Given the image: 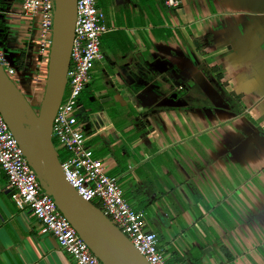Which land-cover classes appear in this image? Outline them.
Wrapping results in <instances>:
<instances>
[{
	"label": "crops",
	"instance_id": "crops-1",
	"mask_svg": "<svg viewBox=\"0 0 264 264\" xmlns=\"http://www.w3.org/2000/svg\"><path fill=\"white\" fill-rule=\"evenodd\" d=\"M96 5L102 59L79 101L93 155L166 264H264V0ZM0 264H75L15 206L2 172Z\"/></svg>",
	"mask_w": 264,
	"mask_h": 264
},
{
	"label": "built area",
	"instance_id": "built-area-1",
	"mask_svg": "<svg viewBox=\"0 0 264 264\" xmlns=\"http://www.w3.org/2000/svg\"><path fill=\"white\" fill-rule=\"evenodd\" d=\"M162 2L167 8L179 5V0ZM53 8V0H20L0 7V66L31 106L38 107L43 92L37 97L33 86L46 74ZM103 18L96 0H75L65 87L51 119L50 139L55 152H64L61 160L57 156L59 166L76 193L98 208L148 264H166L155 233L145 228L143 213L131 208L115 176L105 172L102 161L87 144L79 97L94 63L102 59L99 40L106 30ZM13 33L18 37L17 50L7 48ZM0 172L15 206L28 210L40 223V233L52 236L75 264H104L43 190L1 115Z\"/></svg>",
	"mask_w": 264,
	"mask_h": 264
},
{
	"label": "water",
	"instance_id": "water-1",
	"mask_svg": "<svg viewBox=\"0 0 264 264\" xmlns=\"http://www.w3.org/2000/svg\"><path fill=\"white\" fill-rule=\"evenodd\" d=\"M43 92L35 111L0 66V115L43 190L89 250L104 264H148L128 239L64 179L50 139V124L65 87L75 0H53Z\"/></svg>",
	"mask_w": 264,
	"mask_h": 264
},
{
	"label": "trees",
	"instance_id": "trees-1",
	"mask_svg": "<svg viewBox=\"0 0 264 264\" xmlns=\"http://www.w3.org/2000/svg\"><path fill=\"white\" fill-rule=\"evenodd\" d=\"M12 1H14V0H0V7H2V8L8 7V6L12 5V3H13ZM202 70L206 76H210V74L212 73V70H214V68H205L204 67ZM219 78H220V74L216 73L214 76V82L218 84ZM81 98H82L84 103H88L87 97H84L83 95H81ZM59 158H60V160L62 159V157H59Z\"/></svg>",
	"mask_w": 264,
	"mask_h": 264
},
{
	"label": "rangeland",
	"instance_id": "rangeland-1",
	"mask_svg": "<svg viewBox=\"0 0 264 264\" xmlns=\"http://www.w3.org/2000/svg\"><path fill=\"white\" fill-rule=\"evenodd\" d=\"M92 70H94V68L92 69ZM32 108L36 111L37 109H38V107L37 106H32ZM53 142H54V140H53ZM57 156L58 157H61L63 154H64V152L62 151V150H57Z\"/></svg>",
	"mask_w": 264,
	"mask_h": 264
},
{
	"label": "flooded vegetation",
	"instance_id": "flooded-vegetation-1",
	"mask_svg": "<svg viewBox=\"0 0 264 264\" xmlns=\"http://www.w3.org/2000/svg\"><path fill=\"white\" fill-rule=\"evenodd\" d=\"M23 56H22V54L20 53V58H22ZM85 89V88H84ZM83 92H84V90L81 92V94H80V97H79V100H80V98H81V95H83Z\"/></svg>",
	"mask_w": 264,
	"mask_h": 264
}]
</instances>
